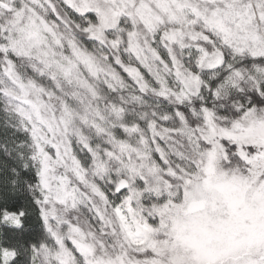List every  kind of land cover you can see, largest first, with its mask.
Returning a JSON list of instances; mask_svg holds the SVG:
<instances>
[{"label": "snow or ice", "instance_id": "6c2138e0", "mask_svg": "<svg viewBox=\"0 0 264 264\" xmlns=\"http://www.w3.org/2000/svg\"><path fill=\"white\" fill-rule=\"evenodd\" d=\"M0 264H264V0H0Z\"/></svg>", "mask_w": 264, "mask_h": 264}]
</instances>
